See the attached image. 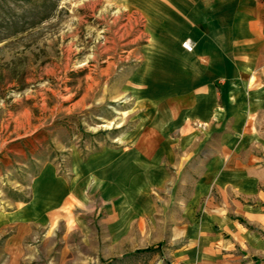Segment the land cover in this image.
<instances>
[{
    "label": "rangeland",
    "instance_id": "rangeland-1",
    "mask_svg": "<svg viewBox=\"0 0 264 264\" xmlns=\"http://www.w3.org/2000/svg\"><path fill=\"white\" fill-rule=\"evenodd\" d=\"M231 1L0 0V264H177Z\"/></svg>",
    "mask_w": 264,
    "mask_h": 264
},
{
    "label": "crops",
    "instance_id": "crops-1",
    "mask_svg": "<svg viewBox=\"0 0 264 264\" xmlns=\"http://www.w3.org/2000/svg\"><path fill=\"white\" fill-rule=\"evenodd\" d=\"M226 10L224 15L220 9L224 41L209 46L205 41L204 53L210 57L202 63L212 78L224 81H209L204 99L203 117L211 123L208 132L214 140L205 162L209 174L190 194L193 205L183 198L178 207L180 218L170 239L180 247L177 264H264V159L255 156L264 149L255 136L261 133L258 119L264 117V80L242 79L246 69L259 63L264 76V0H232ZM163 150L164 156L171 155L167 147ZM215 188L217 196H212ZM203 195L208 202L197 207Z\"/></svg>",
    "mask_w": 264,
    "mask_h": 264
}]
</instances>
